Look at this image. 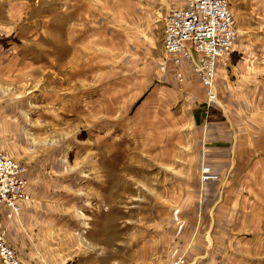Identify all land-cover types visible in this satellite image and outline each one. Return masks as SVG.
I'll return each instance as SVG.
<instances>
[{
    "label": "rangeland",
    "instance_id": "1",
    "mask_svg": "<svg viewBox=\"0 0 264 264\" xmlns=\"http://www.w3.org/2000/svg\"><path fill=\"white\" fill-rule=\"evenodd\" d=\"M132 1L0 0L3 96L21 104L3 151L28 166L31 194L17 213L0 205V227L19 223L25 264H170L200 245L215 247L208 264H264V0H228L239 36L219 67L241 63L247 94L222 99L216 84L182 128L165 106L175 90L152 83L165 19L158 37L135 35ZM233 129L245 137L232 149Z\"/></svg>",
    "mask_w": 264,
    "mask_h": 264
},
{
    "label": "built area",
    "instance_id": "2",
    "mask_svg": "<svg viewBox=\"0 0 264 264\" xmlns=\"http://www.w3.org/2000/svg\"><path fill=\"white\" fill-rule=\"evenodd\" d=\"M164 53L173 64L176 79L183 83L188 72L200 79L209 102L217 100L218 66L225 63L238 40L236 18L228 0H185L165 15ZM28 166L0 149V205L19 212L31 199L26 175ZM212 179L210 167L203 168ZM0 264H25L0 227ZM170 264H189L178 255Z\"/></svg>",
    "mask_w": 264,
    "mask_h": 264
},
{
    "label": "crops",
    "instance_id": "3",
    "mask_svg": "<svg viewBox=\"0 0 264 264\" xmlns=\"http://www.w3.org/2000/svg\"><path fill=\"white\" fill-rule=\"evenodd\" d=\"M185 5V0H133L131 4H129V15L131 11L133 12L131 16L126 18V16H122L123 20L134 28V30L137 32L135 35H140L141 38L145 39H151L152 35L153 37H158L155 35V28L159 24H157V21H162L172 7H181ZM97 10V5L95 7ZM125 9V7H123ZM128 9V8H127ZM234 14V13H233ZM235 16V15H234ZM236 18V17H235ZM237 26V21H236ZM238 29V27H237ZM133 31V30H132ZM164 31H165V23L163 24V36L162 39H156L158 40V43L155 47L158 49V54L155 56L154 59H151L155 61L158 59L160 62L163 56V66L166 67L165 70L162 71L160 69V66L156 68L157 73L154 74V78L152 80V83L156 85V87L159 88V90L162 92L163 88H172L174 89V94H169L167 91H163L166 95L165 99V106L168 109L172 108L178 112L180 111L181 114L178 116L176 115V125L175 127H183V125H186L184 123H190L191 126L197 125L201 123L205 117V105L207 104V94H206V88L201 83L200 79L192 72H188L186 75V79L183 83H180L176 77L174 71H171L167 68L168 66H172L170 60L166 59L165 53H164ZM96 33V32H95ZM11 46L5 47L3 42L0 41V148L2 150H8L11 147V142L15 139V127H16V121L13 116L10 117L11 114L14 112V106H19V102H17L19 99H10L5 98L3 94L5 93L6 88V79L7 71L5 64L8 62L6 59L7 56H9V53H11ZM15 50V49H14ZM14 52V51H13ZM15 53V52H14ZM22 59V57L18 58ZM150 60V61H151ZM152 62V61H151ZM241 64V63H240ZM240 64H231V60H228V63L224 67H219V76H218V82H217V91L218 95L221 96V98L226 97H245L247 94L248 87L245 86L243 89V94L239 93L235 94L234 89V83H236L238 80L246 79L248 78L247 71L243 74L241 71L238 70V68L241 69ZM240 65V66H239ZM82 73L85 75L86 71H82ZM253 74V73H251ZM81 76V75H80ZM245 82V81H244ZM250 84H253V81H250ZM181 86V90L178 89V86ZM246 85V82H245ZM247 89V90H246ZM250 89L253 92V88L250 87ZM2 91V92H1ZM203 92H205V97L203 95ZM202 100H204V105H202L200 108L197 106L198 103H200ZM21 105V104H20ZM11 109H9V107ZM12 107L13 110H12ZM9 109V110H8ZM179 113V112H178ZM176 114V113H175ZM183 124V125H182ZM10 128V130H9ZM10 132V133H9ZM230 145L229 147L237 148L239 145V138L245 137L242 132H237L235 129H233V133H230ZM263 136V135H262ZM257 138V136H256ZM232 139V143H231ZM257 149V147H256ZM248 177H242V179H239V183L243 182V187L246 190L247 187H249V181ZM259 179L262 178L259 176ZM246 185V188H245ZM262 187V185H259ZM250 191V190H249ZM255 195H257V199L263 200V196L259 195V191L255 190ZM3 209V208H2ZM0 209V220L4 217L3 210ZM4 228H6V235L9 240V242L15 247L17 254L24 259V255L22 254V247L24 248V244H26L25 239V233L22 231L19 223L14 219L6 220V223H4ZM16 230V231H15ZM207 232L204 233V238L202 237V240L205 241L207 239ZM203 236V235H202ZM198 254L195 256V258H190L188 261L189 264H208L207 260L212 257V254L214 253L215 247L213 245H200L198 248Z\"/></svg>",
    "mask_w": 264,
    "mask_h": 264
}]
</instances>
